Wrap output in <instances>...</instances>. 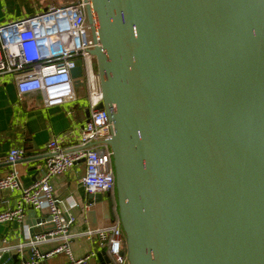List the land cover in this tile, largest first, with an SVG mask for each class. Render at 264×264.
<instances>
[{
	"label": "water",
	"instance_id": "1",
	"mask_svg": "<svg viewBox=\"0 0 264 264\" xmlns=\"http://www.w3.org/2000/svg\"><path fill=\"white\" fill-rule=\"evenodd\" d=\"M85 15L126 264H264V0H90ZM105 197L87 203L113 222ZM30 209L33 236L47 214Z\"/></svg>",
	"mask_w": 264,
	"mask_h": 264
},
{
	"label": "built area",
	"instance_id": "2",
	"mask_svg": "<svg viewBox=\"0 0 264 264\" xmlns=\"http://www.w3.org/2000/svg\"><path fill=\"white\" fill-rule=\"evenodd\" d=\"M88 2L90 0L49 4L40 12L0 23V82L5 76H11L20 96L38 91L46 107L60 106L76 97L71 71L80 65L89 105V117L80 131L78 143L64 147L58 136L48 140L39 178L30 184H22L16 166L25 157V150L13 146L7 153L10 166L4 175H0V191H17L18 197L12 206L0 211V224L15 221L21 224L23 231V238L18 243H8L6 239L0 241V260L10 252L19 255L20 258L12 264H41L46 258L63 252L70 256L67 264H87L99 250L107 255L111 264L127 263L126 256L120 255L123 249L117 247L121 225L113 157L105 142L113 128L104 108L100 107L102 91L93 68L94 57L90 49L94 44L85 15ZM81 159H84L85 167L80 181L85 191L88 194L110 193L115 218L110 222L102 216V225L78 233L72 230L76 216L69 211L76 206L74 198L59 199L53 193L50 180L69 171ZM64 202L68 206H64ZM28 208L47 214L42 223L43 232L33 236L30 235V226L25 223ZM81 236L95 243L97 248L74 259L70 241ZM45 243L53 246L42 251L40 246Z\"/></svg>",
	"mask_w": 264,
	"mask_h": 264
},
{
	"label": "crops",
	"instance_id": "3",
	"mask_svg": "<svg viewBox=\"0 0 264 264\" xmlns=\"http://www.w3.org/2000/svg\"><path fill=\"white\" fill-rule=\"evenodd\" d=\"M44 1L43 6L38 7L36 3L33 4L35 0H29V3L26 0H0V23L4 22L5 19L22 18V16L34 14L45 6L54 4L53 2L57 0ZM70 1L72 0H62L57 3L64 4ZM83 84L73 85L75 99L67 100L60 106L46 107L40 92L24 93L20 96L13 78L5 76L0 82V175H4L9 169L10 165L6 156L13 146H19L25 150V157L16 166L22 184L26 186L39 178L45 160L48 140L53 136H58L64 147L75 146L78 143L80 131L89 117V105L86 99L87 89ZM84 167V162H79L69 171L53 176L50 180L53 193L59 199L64 200L68 196L74 198L76 206L70 208L69 211L76 216L72 230L78 233L90 229L88 219V210L90 209H95L97 212L96 226L103 224L101 221L103 216L102 203L95 206H89L87 203L89 194L80 181ZM17 197V191H0V211L12 206ZM63 205L66 206L67 203L64 202ZM26 213L25 223H34L32 210L28 208ZM35 213L36 220L46 215V213L38 210ZM21 229V224L15 221L0 224V241L6 239L8 243L12 244L20 242L23 238ZM123 244H125V236L123 229H121V237L117 242V247L122 250ZM52 246L51 243H45V245L40 246V249L45 251ZM70 248L73 258L78 259L97 247L95 243L81 236L70 241ZM99 252L102 251L99 250ZM98 254L95 258H91L87 264H101ZM19 258L17 253L10 252L4 255L0 264H12ZM69 262L70 256L63 252L46 258L41 264H67Z\"/></svg>",
	"mask_w": 264,
	"mask_h": 264
},
{
	"label": "rangeland",
	"instance_id": "4",
	"mask_svg": "<svg viewBox=\"0 0 264 264\" xmlns=\"http://www.w3.org/2000/svg\"><path fill=\"white\" fill-rule=\"evenodd\" d=\"M30 1H33V0H30ZM43 1L44 0H35V2H33V4H35L36 3V5L39 7H42L43 6ZM60 1H62V0H57V1H54L53 3L55 4V5H59L60 3H57V2H60ZM26 2H28L29 3V0H26ZM45 2V1H44ZM46 7V6H45ZM42 9H44V8H42ZM41 10V9H40ZM40 10H38V12H40ZM10 19H18V18H9V19H5L4 21H7V20H10ZM1 23H3V22H1ZM93 68H94V71L97 73V68H96V58L94 57L93 58ZM97 75H98V73H97ZM98 81H99V78H98ZM83 85H85V84H83ZM86 99H87V97H86Z\"/></svg>",
	"mask_w": 264,
	"mask_h": 264
},
{
	"label": "trees",
	"instance_id": "5",
	"mask_svg": "<svg viewBox=\"0 0 264 264\" xmlns=\"http://www.w3.org/2000/svg\"><path fill=\"white\" fill-rule=\"evenodd\" d=\"M123 247H124V248H123V251H125V250H126L125 244H123Z\"/></svg>",
	"mask_w": 264,
	"mask_h": 264
}]
</instances>
